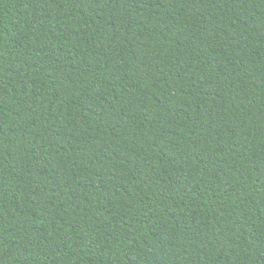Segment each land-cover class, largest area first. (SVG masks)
I'll use <instances>...</instances> for the list:
<instances>
[{
    "label": "trees",
    "instance_id": "1",
    "mask_svg": "<svg viewBox=\"0 0 264 264\" xmlns=\"http://www.w3.org/2000/svg\"><path fill=\"white\" fill-rule=\"evenodd\" d=\"M0 264H264V0H0Z\"/></svg>",
    "mask_w": 264,
    "mask_h": 264
}]
</instances>
